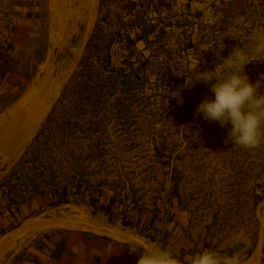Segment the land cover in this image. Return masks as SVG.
Returning <instances> with one entry per match:
<instances>
[{
  "label": "rangeland",
  "instance_id": "1",
  "mask_svg": "<svg viewBox=\"0 0 264 264\" xmlns=\"http://www.w3.org/2000/svg\"><path fill=\"white\" fill-rule=\"evenodd\" d=\"M147 1L40 0L43 51L28 66L22 91L35 81L33 101L17 112L18 96L0 111V199L16 205L58 188L79 195L80 188L103 189L125 210H154L172 199L196 244L226 255L240 248L235 253L243 261L258 264L264 144L234 145L230 124L197 114L205 98L214 99L216 81L196 79L216 68L215 78L227 76L223 59L242 47L253 60L243 74L259 81L264 95V60L251 55L253 34L264 30V0H158V7ZM11 3L0 0V33ZM87 26L55 100L42 112L38 101L56 67L53 49ZM127 27L135 29L127 65L109 68V43ZM83 197L1 233L0 264L30 260L53 227H93ZM120 213L110 214L109 223L128 224L118 221Z\"/></svg>",
  "mask_w": 264,
  "mask_h": 264
},
{
  "label": "crops",
  "instance_id": "2",
  "mask_svg": "<svg viewBox=\"0 0 264 264\" xmlns=\"http://www.w3.org/2000/svg\"><path fill=\"white\" fill-rule=\"evenodd\" d=\"M147 2L149 7H158V0ZM9 10L5 34L0 33V111L20 97L29 78L26 70L43 51L38 45L43 30L40 0H12ZM79 192L58 188L16 205H5L0 199V235L23 219L50 211L53 205H68L69 198L84 196L86 217L95 215L93 227H53L24 264H137L142 254L139 246L144 243L171 249L187 264L186 258L206 249L192 239L185 216L172 199L154 210H125L103 189L80 188ZM121 209L118 221L124 219L128 224L109 223L110 214L118 215ZM216 251L226 255L222 249ZM258 264H264L262 250Z\"/></svg>",
  "mask_w": 264,
  "mask_h": 264
},
{
  "label": "clouds",
  "instance_id": "3",
  "mask_svg": "<svg viewBox=\"0 0 264 264\" xmlns=\"http://www.w3.org/2000/svg\"><path fill=\"white\" fill-rule=\"evenodd\" d=\"M251 55L264 60V30L252 36ZM224 47V45H223ZM253 60L242 47L233 49L230 56L223 59V70L229 74L222 78H215L211 73H199L197 81L211 85L214 99L205 98L196 108L197 114H202L207 121H217L221 127L230 124L228 138L234 145L253 150L264 144V95L258 94L259 81L249 82L243 74L244 66ZM182 103V98L181 101ZM142 254L137 264H184L179 259V253L171 249L144 243L139 246ZM187 264H250L241 259L239 253L221 256L216 250L204 249L202 252L188 257Z\"/></svg>",
  "mask_w": 264,
  "mask_h": 264
},
{
  "label": "water",
  "instance_id": "4",
  "mask_svg": "<svg viewBox=\"0 0 264 264\" xmlns=\"http://www.w3.org/2000/svg\"><path fill=\"white\" fill-rule=\"evenodd\" d=\"M89 28L90 26L81 28L77 35L65 42L64 46L61 48L55 47L53 49L55 54L53 61L56 64V67L49 85L38 101V106L42 108L43 112H45L55 100V95L62 84V76L68 72V68L74 62L76 55L80 52L87 38Z\"/></svg>",
  "mask_w": 264,
  "mask_h": 264
},
{
  "label": "built area",
  "instance_id": "5",
  "mask_svg": "<svg viewBox=\"0 0 264 264\" xmlns=\"http://www.w3.org/2000/svg\"><path fill=\"white\" fill-rule=\"evenodd\" d=\"M134 30V27L129 30L127 27L124 32H121L119 36L110 41L106 52V60L109 68L117 70L126 67L128 57L131 53L129 36Z\"/></svg>",
  "mask_w": 264,
  "mask_h": 264
},
{
  "label": "bare ground",
  "instance_id": "6",
  "mask_svg": "<svg viewBox=\"0 0 264 264\" xmlns=\"http://www.w3.org/2000/svg\"><path fill=\"white\" fill-rule=\"evenodd\" d=\"M41 72V71H40ZM41 73H38L37 76L35 77L34 80H36L37 78L39 79ZM37 79V80H38ZM33 81L30 86L24 90L23 94L20 96V98L18 99V101L15 104V109L17 110V112H21L22 108L25 107L26 105H29L31 103V101H33V93L31 91L32 86L34 85ZM37 83V81H36ZM27 108V107H26ZM40 108V107H39ZM43 112V111H42ZM37 114V113H36ZM41 114V113H40ZM8 116V115H7ZM36 116V115H35ZM40 117V116H39ZM37 118V117H36ZM37 120V119H36ZM8 122V121H7ZM16 125V124H15ZM14 126V125H13ZM11 138V137H10ZM10 138L8 139V141H6L5 147H8V144L10 143ZM254 257V256H253ZM249 260V259H248ZM254 262V261H253Z\"/></svg>",
  "mask_w": 264,
  "mask_h": 264
}]
</instances>
